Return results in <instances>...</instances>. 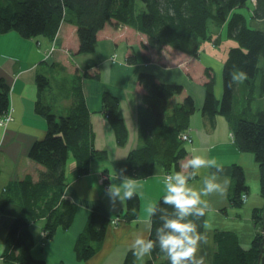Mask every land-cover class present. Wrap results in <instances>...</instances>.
Returning a JSON list of instances; mask_svg holds the SVG:
<instances>
[{
    "label": "crops",
    "instance_id": "crops-1",
    "mask_svg": "<svg viewBox=\"0 0 264 264\" xmlns=\"http://www.w3.org/2000/svg\"><path fill=\"white\" fill-rule=\"evenodd\" d=\"M254 6L253 2L249 8L237 10L245 13L251 27L264 30V18L251 16ZM113 27L107 24L98 32V40L92 52H78V26L75 21L67 19L61 21L54 37L47 34L25 37L14 29L0 33V77L10 88L9 111L5 116H0V199H9L0 219V264H18L8 263L3 257V253L7 251L8 229L21 212L12 186L28 174L37 181L44 169L42 164L29 156L32 144L42 139L47 132V120L38 112L37 105L39 102L49 105L56 115L67 114L76 103L75 88L79 85L82 86L91 113L95 148L105 150L107 155L91 159L89 170L84 173L78 170L73 153L69 155L66 185L61 199H69L76 204L75 217L69 227H59L50 237L44 231L47 220L45 215L30 223L34 237L31 253L35 258L44 259L47 264H121L131 250L134 234L142 233L145 237H150L153 221L152 218L149 219L146 208L149 203L159 201L164 194L162 177L156 174V166H161L165 172L179 170L180 164L193 153L216 158L224 165L220 179L229 180L227 194L208 197L209 209L198 221L201 232L205 231V221L210 229L207 232L209 243L203 244L199 251V255L204 257V264H216L218 238L223 232L235 235L239 246L248 250L260 231V222H256L253 213L256 207L264 209V194L260 192L259 185V162L253 151L239 148L233 123L222 112L218 111L211 117L202 111L206 98V68L215 76V96L221 100L223 65L228 48H221V59L209 52L201 55L199 62L192 57L191 65L189 62L177 65L156 59L146 61L142 55L148 53L145 51L150 48L143 49L141 46L142 41L147 42L146 34L131 25ZM224 31V40L233 43L234 39L227 37L225 25ZM211 51L215 52V49ZM131 52L136 55L133 63L127 61ZM68 66L74 72H68ZM85 71L91 75L98 73L99 77H86ZM142 71L154 74L158 81L184 86L182 93L171 97L170 108L182 102L186 95H191L196 110L187 130L191 140L184 141L185 155L179 159L177 166L166 168L163 163L157 162L148 176L137 177L143 184L139 216L132 221H126L123 217L126 201L123 205L117 204L113 207L106 195V189L111 183L109 171L115 175L118 170L126 169V174L130 175L127 168L128 154L141 143L137 121L145 106V89L138 82V74ZM76 73L82 77L78 79ZM39 74L49 78V86L39 88ZM104 91L119 98V113L128 127V140L124 145L118 144L116 133L104 111ZM8 116L11 119L7 121ZM236 164L243 167L247 186L242 190L246 199L240 205H234L230 200L236 190L233 175ZM210 171L214 169L203 170V173ZM42 205L44 206V202ZM95 207L108 215L111 222L105 239L93 244L96 246V253L89 259L79 260L75 252L76 240ZM117 218L119 220L114 222ZM150 257L151 253L141 260L136 259V264H143Z\"/></svg>",
    "mask_w": 264,
    "mask_h": 264
},
{
    "label": "trees",
    "instance_id": "trees-1",
    "mask_svg": "<svg viewBox=\"0 0 264 264\" xmlns=\"http://www.w3.org/2000/svg\"><path fill=\"white\" fill-rule=\"evenodd\" d=\"M253 2L255 6L251 16L264 18V0H0V33L14 29L25 37L39 34L54 37L61 21L67 19L75 21L78 26V52H92L98 32L105 25L120 27L126 24L146 34L147 42H141L143 49L151 47L160 55L169 46L197 55L202 40L209 36L210 30L225 25L227 37L236 40L237 44L229 47L224 61L220 101L215 96V76L211 70L205 69L206 98L202 111L211 117L220 111L233 123L239 148L253 151L259 162L261 191L264 194V108H254L253 105L257 96L264 97V30L251 27L245 13L237 10L249 8ZM142 57L146 61L152 60L146 53ZM127 61H136L134 52L128 55ZM234 71L244 72L247 78L242 83H232ZM84 76L98 78L99 74L91 75L85 71ZM81 77L79 75L78 79ZM37 80L40 89L49 86L46 75L39 74ZM138 82L145 89V106L138 118L141 143L129 152L127 168L131 176L146 177L157 162L163 163L166 168L178 165L179 159L186 153L184 141H189L181 139L180 135L189 129L196 106L194 98L186 95L182 102L169 107L171 97L184 91L181 84L158 81L154 74L146 71L139 72ZM9 92V85L0 77V116L9 111ZM75 94L76 103L67 114L56 115L49 105L41 102L37 105L38 112L47 120V132L32 144L29 156L42 164L44 169L37 181L28 174L12 186L21 212L6 235L5 256L11 259L10 262L47 264L31 253L34 237L30 223L45 215L44 231L48 237L53 236L59 227H69L77 208L71 200L61 199L69 155L73 153L78 170L84 173L89 170L91 159L100 157L103 152L95 148L91 113L82 86L75 88ZM103 108L118 144L124 145L128 140V127L119 113V98L104 91ZM233 175L236 190L230 200L234 205H240L242 190L247 187L243 167L236 164ZM8 200L0 199V211L4 210ZM140 206V198L126 201L124 219L132 221L138 218ZM161 207L166 206L161 204ZM263 210L259 207L254 209L256 222L263 221ZM114 220L116 222L119 218ZM152 221L149 238L155 240L159 217H152ZM110 222V217L99 207L93 208L76 240L75 252L79 260L89 259L96 253L93 244L105 239ZM261 236L258 232L251 248L245 250L239 246L235 235L223 232L218 238L216 264H257ZM121 264H136L132 250L127 252ZM143 264L169 262L157 245Z\"/></svg>",
    "mask_w": 264,
    "mask_h": 264
},
{
    "label": "clouds",
    "instance_id": "clouds-1",
    "mask_svg": "<svg viewBox=\"0 0 264 264\" xmlns=\"http://www.w3.org/2000/svg\"><path fill=\"white\" fill-rule=\"evenodd\" d=\"M246 78L244 72L234 71L231 82L239 84ZM212 169L214 171L203 173V170ZM100 170L103 171V168ZM223 171L224 165L216 158L195 153L180 164L179 170L165 172L157 165L156 174L162 177L164 194L160 201L148 204L146 213L149 219L158 216L160 225L155 240L142 233L134 234L131 242L134 257L141 260L158 245L169 264H204V257L199 255V251L203 244L209 243L207 232L210 229L205 221V231L201 232L198 221L209 209L208 197L227 194L229 180L220 179ZM109 180L111 183L106 189V195L113 207L123 205L125 201L143 198L142 182L137 177L127 175L126 169L118 170L115 175L109 171ZM245 199L241 193V200ZM161 204L166 207H161Z\"/></svg>",
    "mask_w": 264,
    "mask_h": 264
},
{
    "label": "rangeland",
    "instance_id": "rangeland-1",
    "mask_svg": "<svg viewBox=\"0 0 264 264\" xmlns=\"http://www.w3.org/2000/svg\"><path fill=\"white\" fill-rule=\"evenodd\" d=\"M224 35H225L224 25L221 26V27L212 28L210 30L209 36L202 40L201 45L199 47V50L197 52L198 53L197 55H192V54H187V53H184V52H180V51H178L176 49H173V48H171L169 46H167V48L162 51V53H161L162 55L161 54L157 55L155 50L153 48H151V47H150V50H147L145 52H148L146 54L151 56L152 60L156 59L157 61H165V62L169 61V63H171V64L175 63L177 65H179V63L184 64L186 62H187V64L190 63V65H191L192 62H193L192 57L198 59L196 61L199 62L200 56L201 55L203 56L205 53H209V52H211V54H213L217 59H221V51H220L221 48H223V49L228 48V50H229L230 46L236 44V41L233 40V39H231V40H233V43H231V44H230V41L226 42L225 41L226 39L224 38ZM218 47H219V50L217 49ZM211 49H215V52H212ZM193 65H196V64L194 63ZM68 70H69L68 72H70V73L74 72V71H72L73 70L72 67H69V66H68ZM75 76L78 78L79 74L76 73ZM253 105H254V108H261V109L264 108V97L257 96L255 98L254 102H253ZM53 112L55 113V111H53ZM9 119H11L10 116L6 117L7 121ZM137 123H138V121H137ZM138 137H139V135H138ZM189 140H191V137H190ZM101 151H103V152L101 154H99L100 156L107 155V152H105V150H101ZM254 156H255V153H254ZM95 158H97V157H95ZM259 185H260V192L262 193V191H261V181L259 182ZM263 212H264V210H263ZM263 212H262V218H263ZM253 213H254V209H253ZM262 222L259 223L260 224V231L259 232H261V234H262L263 227H264ZM5 253H6V251L3 253V257L6 259V262L10 263L11 259H7V257L5 256ZM13 263H16V262H13Z\"/></svg>",
    "mask_w": 264,
    "mask_h": 264
},
{
    "label": "water",
    "instance_id": "water-1",
    "mask_svg": "<svg viewBox=\"0 0 264 264\" xmlns=\"http://www.w3.org/2000/svg\"><path fill=\"white\" fill-rule=\"evenodd\" d=\"M263 226H264V212H263ZM257 264H264V227H263L262 236L260 240V251L257 257Z\"/></svg>",
    "mask_w": 264,
    "mask_h": 264
},
{
    "label": "built area",
    "instance_id": "built-area-1",
    "mask_svg": "<svg viewBox=\"0 0 264 264\" xmlns=\"http://www.w3.org/2000/svg\"><path fill=\"white\" fill-rule=\"evenodd\" d=\"M180 137L183 140H189L190 139V136H189L188 132H182ZM1 217H2V211H0V219H1ZM113 221H115V220H113Z\"/></svg>",
    "mask_w": 264,
    "mask_h": 264
},
{
    "label": "bare ground",
    "instance_id": "bare-ground-1",
    "mask_svg": "<svg viewBox=\"0 0 264 264\" xmlns=\"http://www.w3.org/2000/svg\"><path fill=\"white\" fill-rule=\"evenodd\" d=\"M234 130V129H233Z\"/></svg>",
    "mask_w": 264,
    "mask_h": 264
}]
</instances>
